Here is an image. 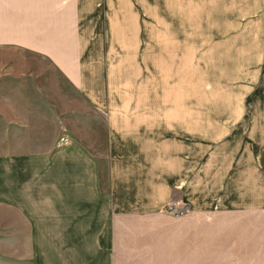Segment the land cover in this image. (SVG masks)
<instances>
[{
    "label": "crops",
    "instance_id": "1",
    "mask_svg": "<svg viewBox=\"0 0 264 264\" xmlns=\"http://www.w3.org/2000/svg\"><path fill=\"white\" fill-rule=\"evenodd\" d=\"M155 3L0 0V213L24 233L14 264H209L210 216L217 264H264V33L251 37L263 77L247 112L194 113L187 82L162 93L144 77L160 56L143 17ZM171 199L189 210L165 211Z\"/></svg>",
    "mask_w": 264,
    "mask_h": 264
},
{
    "label": "rangeland",
    "instance_id": "2",
    "mask_svg": "<svg viewBox=\"0 0 264 264\" xmlns=\"http://www.w3.org/2000/svg\"><path fill=\"white\" fill-rule=\"evenodd\" d=\"M184 6L185 0L176 8L174 0H158L155 8L143 9L146 31L160 34V56L150 57L144 77L158 80L162 93L168 82H187L194 113L247 112L250 92L262 84L263 57L250 46L252 35L264 33V0H190ZM185 35L187 48L174 40ZM216 217L210 216L209 264H217ZM0 229V264H14L10 244H23L24 233L7 231V212L0 213Z\"/></svg>",
    "mask_w": 264,
    "mask_h": 264
},
{
    "label": "built area",
    "instance_id": "3",
    "mask_svg": "<svg viewBox=\"0 0 264 264\" xmlns=\"http://www.w3.org/2000/svg\"><path fill=\"white\" fill-rule=\"evenodd\" d=\"M61 139L63 141L67 140L65 137L64 138L62 137ZM163 208L165 211L169 213L178 215V214L186 213L189 210V204L179 199H171L166 202Z\"/></svg>",
    "mask_w": 264,
    "mask_h": 264
}]
</instances>
